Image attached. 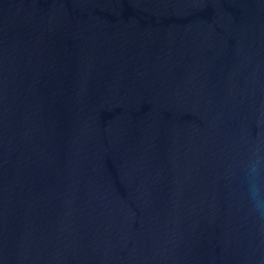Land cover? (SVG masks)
Masks as SVG:
<instances>
[{
    "label": "water",
    "instance_id": "obj_1",
    "mask_svg": "<svg viewBox=\"0 0 264 264\" xmlns=\"http://www.w3.org/2000/svg\"><path fill=\"white\" fill-rule=\"evenodd\" d=\"M264 0H0V264H264Z\"/></svg>",
    "mask_w": 264,
    "mask_h": 264
},
{
    "label": "clouds",
    "instance_id": "obj_2",
    "mask_svg": "<svg viewBox=\"0 0 264 264\" xmlns=\"http://www.w3.org/2000/svg\"><path fill=\"white\" fill-rule=\"evenodd\" d=\"M247 181L252 210L264 218V158L256 156L250 161Z\"/></svg>",
    "mask_w": 264,
    "mask_h": 264
}]
</instances>
